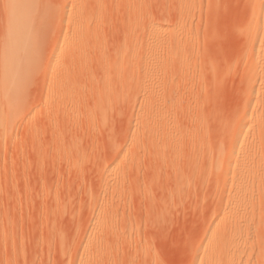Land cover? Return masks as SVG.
<instances>
[{"label": "rangeland", "instance_id": "374dc122", "mask_svg": "<svg viewBox=\"0 0 264 264\" xmlns=\"http://www.w3.org/2000/svg\"><path fill=\"white\" fill-rule=\"evenodd\" d=\"M263 115L264 0H0V264H264Z\"/></svg>", "mask_w": 264, "mask_h": 264}, {"label": "bare ground", "instance_id": "6f19581e", "mask_svg": "<svg viewBox=\"0 0 264 264\" xmlns=\"http://www.w3.org/2000/svg\"><path fill=\"white\" fill-rule=\"evenodd\" d=\"M7 20H8V19H7ZM10 25H11V24H10ZM257 58H260V57H257ZM257 60H258V59H257ZM49 66H50V65H49ZM47 68H48V67H47ZM47 68H45V70H44V71H46V70H47ZM263 116H264V115H263ZM263 116H262V117H263ZM262 120H263V119H262ZM263 122H264V121H263Z\"/></svg>", "mask_w": 264, "mask_h": 264}]
</instances>
